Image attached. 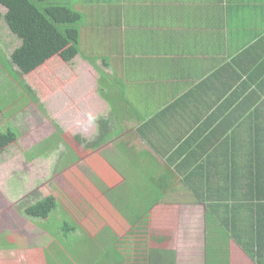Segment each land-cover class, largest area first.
Returning a JSON list of instances; mask_svg holds the SVG:
<instances>
[{"label": "crops", "instance_id": "0c3cea01", "mask_svg": "<svg viewBox=\"0 0 264 264\" xmlns=\"http://www.w3.org/2000/svg\"><path fill=\"white\" fill-rule=\"evenodd\" d=\"M68 3L82 56L36 94L71 146L103 140L79 150L87 170L148 172L131 209L152 207L148 227L132 234L162 226L163 264H264V0Z\"/></svg>", "mask_w": 264, "mask_h": 264}, {"label": "rangeland", "instance_id": "374dc122", "mask_svg": "<svg viewBox=\"0 0 264 264\" xmlns=\"http://www.w3.org/2000/svg\"><path fill=\"white\" fill-rule=\"evenodd\" d=\"M19 41L1 22L0 131L14 129L19 141L0 156V264H153V249L169 244L162 226L150 229V239L132 234L131 209L148 172H121L102 159L87 170L80 152L96 140L84 145L78 135L76 148L56 133L49 99H38L10 62ZM53 193L57 207L47 221L24 215L26 206ZM65 222L75 231L63 234Z\"/></svg>", "mask_w": 264, "mask_h": 264}, {"label": "trees", "instance_id": "16d2710c", "mask_svg": "<svg viewBox=\"0 0 264 264\" xmlns=\"http://www.w3.org/2000/svg\"><path fill=\"white\" fill-rule=\"evenodd\" d=\"M0 5L7 10L5 14H0V21H4L10 32L21 41V45L11 53L10 61L37 89L39 97L45 99L51 89L50 73L70 63L76 56H82L79 50L80 31L78 27L82 16L69 5L68 0H0ZM86 60L97 69L94 60ZM34 103L37 102L34 101ZM4 122L5 115L0 110V126ZM105 123L103 120L98 121L99 126ZM18 141L19 136L14 129L0 131V156ZM102 141L98 138L93 148L99 147ZM153 196V205H155L162 196L156 191ZM141 199H147L146 193ZM56 207L57 196L53 193L26 206L23 213L29 218L47 221ZM151 210L152 207H149L133 213L132 230L145 232ZM61 231L67 234L75 231V227L65 222ZM120 242L117 240V245ZM159 245L157 249L152 248L156 254L152 260L153 264H163L168 261L172 263L175 252L169 251L163 255L162 244L159 243Z\"/></svg>", "mask_w": 264, "mask_h": 264}]
</instances>
